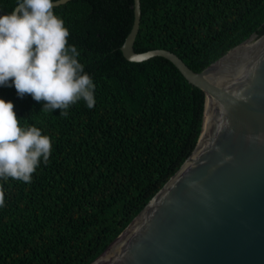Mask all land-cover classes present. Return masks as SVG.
Segmentation results:
<instances>
[{"label": "trees", "instance_id": "1", "mask_svg": "<svg viewBox=\"0 0 264 264\" xmlns=\"http://www.w3.org/2000/svg\"><path fill=\"white\" fill-rule=\"evenodd\" d=\"M17 3L0 0V16ZM141 10L135 50H169L196 72L264 35V0H141ZM54 13L96 103L80 100L61 116L0 86L21 127L52 141L30 183L0 179V264L93 263L178 172L203 129L204 91L163 57L125 58L135 0H71Z\"/></svg>", "mask_w": 264, "mask_h": 264}, {"label": "water", "instance_id": "2", "mask_svg": "<svg viewBox=\"0 0 264 264\" xmlns=\"http://www.w3.org/2000/svg\"><path fill=\"white\" fill-rule=\"evenodd\" d=\"M141 16L135 0L125 58L163 57L204 91L203 129L178 172L91 264H264V35L196 72L169 50H135Z\"/></svg>", "mask_w": 264, "mask_h": 264}, {"label": "clouds", "instance_id": "3", "mask_svg": "<svg viewBox=\"0 0 264 264\" xmlns=\"http://www.w3.org/2000/svg\"><path fill=\"white\" fill-rule=\"evenodd\" d=\"M54 7V0H18L11 13L0 16V86L14 85L20 98L44 102L42 112L59 109L66 116L80 100L94 108L95 84L77 48L69 46V30ZM51 151V139L35 126L21 127L14 104L0 99V179L30 183ZM4 202L0 187V206Z\"/></svg>", "mask_w": 264, "mask_h": 264}]
</instances>
